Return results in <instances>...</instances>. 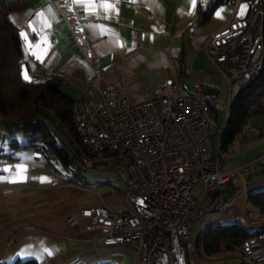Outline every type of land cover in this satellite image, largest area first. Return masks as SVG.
<instances>
[{
  "label": "crops",
  "instance_id": "0c3cea01",
  "mask_svg": "<svg viewBox=\"0 0 264 264\" xmlns=\"http://www.w3.org/2000/svg\"><path fill=\"white\" fill-rule=\"evenodd\" d=\"M216 0H67L82 21L92 58L85 57L70 24L54 0H29L22 11L9 14L18 28L23 51L22 77L27 81L58 75L75 101L96 100L101 92L124 83L130 104L151 98L167 79L183 77L181 93L199 83L220 102L233 100L226 76L204 50L206 39L234 17L248 15V5L236 0L218 7L201 23V13ZM95 65L103 70L97 77ZM224 114V115H221ZM229 116V112H228ZM217 118L211 148L221 146L226 113ZM223 148V147H222ZM224 170L239 169L246 186H232L233 200L221 215L199 221L191 238L215 224H239L250 232L264 229V212L248 196L264 191V117L256 116L224 148ZM98 168V167H97ZM96 169V168H94ZM90 170V169H88ZM124 175L94 181L73 175L55 160L33 149L17 151L14 159L0 158V264L36 261L39 264H141L132 247H103L97 233L84 231V208L105 205L128 209ZM79 220L70 226L69 217ZM223 252H226L223 254ZM199 264H244L241 249L209 256L199 248ZM196 254V255H197Z\"/></svg>",
  "mask_w": 264,
  "mask_h": 264
},
{
  "label": "built area",
  "instance_id": "2783aa9c",
  "mask_svg": "<svg viewBox=\"0 0 264 264\" xmlns=\"http://www.w3.org/2000/svg\"><path fill=\"white\" fill-rule=\"evenodd\" d=\"M70 24L81 53H92L82 21L67 0H54ZM209 59L226 76L236 97L264 66V13L257 7L234 17L204 43ZM97 77L103 70L95 65ZM50 76L37 79L44 82ZM183 77L167 79L147 101L130 104L122 82L104 89L96 100L76 101L72 115L87 153L85 169L97 165L124 170L128 209L105 205L84 208V231L97 233L106 248L127 245L141 264H195L199 248L191 238L196 224L231 206L232 186H246L244 174L224 170L225 154L211 148L220 102L196 83L181 93ZM264 165V156L259 158ZM70 226H79L71 216ZM203 249V248H201ZM244 264H264V229L241 246Z\"/></svg>",
  "mask_w": 264,
  "mask_h": 264
},
{
  "label": "trees",
  "instance_id": "16d2710c",
  "mask_svg": "<svg viewBox=\"0 0 264 264\" xmlns=\"http://www.w3.org/2000/svg\"><path fill=\"white\" fill-rule=\"evenodd\" d=\"M235 1L216 0L201 13V23L208 21L221 5ZM241 1L248 5L249 12L260 7L264 13V0ZM28 3L29 0H0V126L5 127L9 133L21 134L27 140L21 143L13 137L9 147H6L3 142L5 137L0 133V158L14 159L17 151L33 149L43 153L49 160H55L73 175L82 176L85 170L82 155L87 150L73 119L72 111L76 101L66 92V81L58 75H49L50 78L44 82L27 81L22 77L21 38L9 14L24 10ZM256 116L264 117V66L230 104L221 143L223 149L237 138L248 120ZM39 117L43 119L42 122L31 124ZM234 191L235 188L229 192L230 196ZM248 200L264 212V191L250 194ZM258 234L239 224L217 223L206 235L198 238L196 244L212 256L222 251L241 249L244 242ZM13 264L39 263L18 260Z\"/></svg>",
  "mask_w": 264,
  "mask_h": 264
},
{
  "label": "rangeland",
  "instance_id": "374dc122",
  "mask_svg": "<svg viewBox=\"0 0 264 264\" xmlns=\"http://www.w3.org/2000/svg\"><path fill=\"white\" fill-rule=\"evenodd\" d=\"M224 115V114H221ZM0 133L5 137V146L9 147V142L11 141V138L16 137L21 143H25L27 140L24 136L17 133H9L5 127L0 126ZM4 144V143H3ZM124 175V170L118 169V168H112L107 166H99L96 169H85L84 170V176H89V179L94 181H105V180H113V182L120 184L122 182V178ZM226 252H223L225 254ZM198 254L194 256L195 264H199L198 261Z\"/></svg>",
  "mask_w": 264,
  "mask_h": 264
},
{
  "label": "water",
  "instance_id": "95a60500",
  "mask_svg": "<svg viewBox=\"0 0 264 264\" xmlns=\"http://www.w3.org/2000/svg\"><path fill=\"white\" fill-rule=\"evenodd\" d=\"M43 119L41 117L35 119L34 121L31 122V124H35V123H38V122H42Z\"/></svg>",
  "mask_w": 264,
  "mask_h": 264
}]
</instances>
